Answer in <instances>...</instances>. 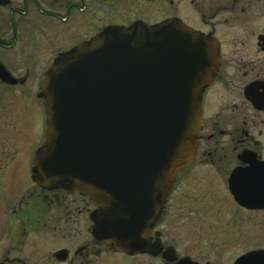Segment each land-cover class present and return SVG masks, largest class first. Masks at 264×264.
<instances>
[{
  "label": "flooded vegetation",
  "instance_id": "obj_1",
  "mask_svg": "<svg viewBox=\"0 0 264 264\" xmlns=\"http://www.w3.org/2000/svg\"><path fill=\"white\" fill-rule=\"evenodd\" d=\"M169 21L213 40L218 64L200 95L194 160L177 174L148 246L127 253L94 238L97 208L86 196L33 180L45 134L38 93L58 56L110 30ZM215 184L221 193L203 190ZM252 198L264 199V0H0V264H234L259 250L264 208L237 201ZM217 200L239 217L224 226L237 240L209 239Z\"/></svg>",
  "mask_w": 264,
  "mask_h": 264
},
{
  "label": "water",
  "instance_id": "obj_2",
  "mask_svg": "<svg viewBox=\"0 0 264 264\" xmlns=\"http://www.w3.org/2000/svg\"><path fill=\"white\" fill-rule=\"evenodd\" d=\"M217 64L213 40L171 21L110 30L58 56L38 93L45 134L33 180L86 196L97 208L95 239L127 253L146 248L177 174L194 160L200 95ZM237 201L264 208L261 198ZM234 264H264V250Z\"/></svg>",
  "mask_w": 264,
  "mask_h": 264
},
{
  "label": "rangeland",
  "instance_id": "obj_3",
  "mask_svg": "<svg viewBox=\"0 0 264 264\" xmlns=\"http://www.w3.org/2000/svg\"><path fill=\"white\" fill-rule=\"evenodd\" d=\"M206 192H215V193H221L222 189L221 186L218 184L213 185L210 189L209 187L206 189H203ZM221 199V198H220ZM212 210L208 216L210 224L214 225L210 232H209V239L211 240H228V239H238V236H234V233L232 231H226L224 228L226 222H231L234 220L239 221V217L235 216L232 208L228 206V203L224 202L223 200H217L215 205L212 206ZM243 219L245 220L246 226L242 227V224H239L242 233L244 232L245 227L249 226V220L250 217L243 216ZM257 228H256V235H257V246L259 249H264V214H258L255 217ZM240 223V222H238ZM177 234L180 236L181 239H187L188 231L186 228L178 229L176 230ZM239 233L236 232V235ZM178 238V237H177ZM233 254V253H231ZM230 254V255H231Z\"/></svg>",
  "mask_w": 264,
  "mask_h": 264
}]
</instances>
